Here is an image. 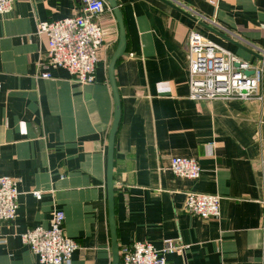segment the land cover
Segmentation results:
<instances>
[{
  "label": "crops",
  "instance_id": "crops-1",
  "mask_svg": "<svg viewBox=\"0 0 264 264\" xmlns=\"http://www.w3.org/2000/svg\"><path fill=\"white\" fill-rule=\"evenodd\" d=\"M116 1L126 39L114 69L119 250L135 242L160 250L170 240L184 247L167 255L174 264H264V62L198 23L264 57V0H169L187 15L160 0ZM81 9L82 0H14L0 16V176L19 181L16 216L0 227V264H39L21 236L48 227L56 211L64 214V234L78 246L70 264L112 261L108 64L119 39L117 21L108 5L96 20L104 44L93 83L47 66L46 37L36 35L38 22ZM192 31L254 71L250 76L259 82L252 98H189L186 43ZM44 72L50 77L41 78ZM173 157L196 160L200 177L173 175ZM187 192L219 195V218L186 213Z\"/></svg>",
  "mask_w": 264,
  "mask_h": 264
},
{
  "label": "built area",
  "instance_id": "built-area-1",
  "mask_svg": "<svg viewBox=\"0 0 264 264\" xmlns=\"http://www.w3.org/2000/svg\"><path fill=\"white\" fill-rule=\"evenodd\" d=\"M14 0H0V16L12 10ZM214 3V1H212ZM107 8L104 0H82L81 12L54 22H38L37 36H45V64L65 69L79 83H93L95 67L103 47L102 29L97 18ZM189 98L196 102L216 99L246 101L255 94L258 76H245L248 65L229 51L197 32H190L186 43ZM238 63L239 67L234 65ZM41 78L47 79L44 72ZM170 171L179 178L195 181L201 169L194 159L173 157ZM18 182L0 176V227L12 221L17 212ZM36 199L41 191H33ZM184 210L201 219H218L220 197L214 194L185 193ZM64 214L56 211L48 227H35L22 234L21 240L39 264H70L77 244L63 231ZM184 247L165 240L160 250L146 242L120 247L119 264H174L166 257L179 254Z\"/></svg>",
  "mask_w": 264,
  "mask_h": 264
},
{
  "label": "water",
  "instance_id": "water-1",
  "mask_svg": "<svg viewBox=\"0 0 264 264\" xmlns=\"http://www.w3.org/2000/svg\"><path fill=\"white\" fill-rule=\"evenodd\" d=\"M108 7L112 10L115 19L117 21L118 27H119V39L116 46L115 51L111 55V58L109 60L108 64V80L109 84L112 89L113 93V99H114V116H113V122L112 126L109 132V139H108V155H107V204H108V220H109V229H110V239H111V250H112V261L111 264H119L120 263V257H119V247L117 243V234H116V227H115V220H114V183H113V175H112V169H113V150H114V137L118 128L119 119H120V101H119V95L116 87L115 82V76H114V69L116 66L117 61L125 54L126 49V39L124 34V26L122 22V14L121 11L118 8V4L116 0H104ZM164 4L184 13L181 8H179L175 3L169 1V0H160ZM192 20L197 21L194 17H191ZM200 26H202L204 29L208 30L209 32L231 42L232 44H235L241 49H244L245 51L249 52L254 57L258 58L259 60H262L264 62V57L261 55H258L254 53L253 51H250L239 44L232 41L229 37L223 35L222 33L216 31L212 27L206 25L205 23L198 22ZM236 68L239 67V64L236 63L234 65ZM243 74L245 76H250L254 74V71H243Z\"/></svg>",
  "mask_w": 264,
  "mask_h": 264
}]
</instances>
